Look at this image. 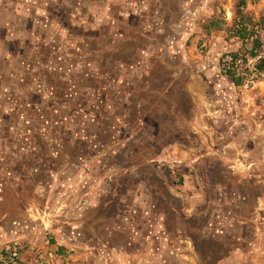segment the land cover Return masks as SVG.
Returning <instances> with one entry per match:
<instances>
[{
	"label": "rangeland",
	"instance_id": "1",
	"mask_svg": "<svg viewBox=\"0 0 264 264\" xmlns=\"http://www.w3.org/2000/svg\"><path fill=\"white\" fill-rule=\"evenodd\" d=\"M240 12L260 25L264 0H0V264H73L92 224L97 244L165 230L174 264H200V180L264 192V75L232 34ZM256 218L240 230L264 239V200ZM233 250L264 264V241Z\"/></svg>",
	"mask_w": 264,
	"mask_h": 264
},
{
	"label": "crops",
	"instance_id": "2",
	"mask_svg": "<svg viewBox=\"0 0 264 264\" xmlns=\"http://www.w3.org/2000/svg\"><path fill=\"white\" fill-rule=\"evenodd\" d=\"M243 176L249 178L247 175ZM229 177L211 175L207 185L204 184V180H200L203 185L199 193L200 223L193 241L196 259L200 264H227L237 261L242 256L233 252V247L256 246L264 241L258 238L256 233L255 237H245L241 231L244 226L254 232L262 230L263 225L256 218L264 200L261 177L255 179L250 176L249 190H243L236 184H223L222 180ZM94 213H89L90 219ZM96 213L101 218L106 217L108 221L112 213L111 204L105 208H98ZM245 214L248 215L247 219ZM142 226L133 233L132 229L124 225L121 228V238L107 237L99 244L94 241L97 232L92 233L96 230L93 224L90 225V229H84L83 236L78 237L73 232V245H81L83 241L85 250L82 256H75L73 264H174L182 261L181 256L172 249L170 236L165 233L164 228L163 233L156 234L154 227L150 228L144 224ZM234 233L236 237L227 238L228 234L234 236ZM93 249L100 251L95 254Z\"/></svg>",
	"mask_w": 264,
	"mask_h": 264
},
{
	"label": "trees",
	"instance_id": "3",
	"mask_svg": "<svg viewBox=\"0 0 264 264\" xmlns=\"http://www.w3.org/2000/svg\"><path fill=\"white\" fill-rule=\"evenodd\" d=\"M243 6H245V4H243ZM210 27L211 29L214 30L222 29V27L215 22H213L210 25ZM261 27L264 28V22L260 23L259 25L252 18L240 12V14L236 16L231 30L234 37L238 38L240 41L244 43L249 42L251 40L253 41V48L249 52V55L251 60H256L255 69L257 74L264 75V57L260 56V51L264 49L262 34H261L264 29H261ZM240 56L241 55L239 54H231L229 57L231 59L230 66L228 67V69H225L224 71L225 74L232 80V82L236 87L245 86L247 81V77L242 75L239 70L238 63L241 61ZM225 61L226 58L222 60L223 64H225ZM60 111L61 110L56 105L53 106V112H60ZM48 118H47V122H49ZM57 123L59 124V122ZM59 252H63V249L62 248L59 249ZM14 263L23 264L19 259H14Z\"/></svg>",
	"mask_w": 264,
	"mask_h": 264
},
{
	"label": "built area",
	"instance_id": "4",
	"mask_svg": "<svg viewBox=\"0 0 264 264\" xmlns=\"http://www.w3.org/2000/svg\"><path fill=\"white\" fill-rule=\"evenodd\" d=\"M176 165L181 166V165H184V163L180 161V162H176V163H174V167H175ZM171 168H173V166H172ZM188 172H189V173L191 172L190 168H189ZM188 172L182 174L181 179H184V181H185V180L189 177V173H188Z\"/></svg>",
	"mask_w": 264,
	"mask_h": 264
}]
</instances>
